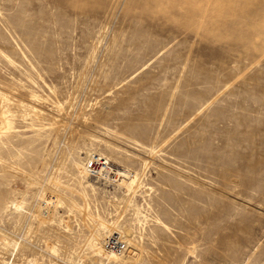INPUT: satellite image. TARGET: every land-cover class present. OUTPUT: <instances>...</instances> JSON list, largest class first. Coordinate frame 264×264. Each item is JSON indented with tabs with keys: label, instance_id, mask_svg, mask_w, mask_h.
<instances>
[{
	"label": "rangeland",
	"instance_id": "rangeland-1",
	"mask_svg": "<svg viewBox=\"0 0 264 264\" xmlns=\"http://www.w3.org/2000/svg\"><path fill=\"white\" fill-rule=\"evenodd\" d=\"M3 111L0 264H264V0H0Z\"/></svg>",
	"mask_w": 264,
	"mask_h": 264
},
{
	"label": "bare ground",
	"instance_id": "bare-ground-1",
	"mask_svg": "<svg viewBox=\"0 0 264 264\" xmlns=\"http://www.w3.org/2000/svg\"><path fill=\"white\" fill-rule=\"evenodd\" d=\"M2 116H3L4 121L2 122V127L0 129V139H2V137L5 136V134H7L12 128L11 127V121H10L9 115H8V111H3ZM76 167L82 175H88L87 171L85 169V165L83 163L77 162ZM113 173H114V176L123 177L122 183L124 185H126L128 190L133 189V186L137 180V175H135V174L130 175L129 172L124 173V172H121L119 170H116V171L113 170ZM42 200H43V202H45L47 204H52V205L60 202L58 197L56 198L55 196L50 198V197H46L43 195ZM13 206L17 209L21 208L20 205L17 203H14ZM102 230H103V232H105V231L111 232V233L113 232V229L108 228L106 225H103ZM130 231L131 230L129 228H126V227L122 230V232L125 233L126 235H129ZM115 235H117V237L120 240H123L121 238L120 234L116 233ZM100 239H101V237L97 238L96 240H92V246H93V249L96 251V254L98 256H101L107 260V264H109V263H114V264H123L124 263V264H126L129 262H133L134 257L132 255H124V254L115 253L112 251H107L105 246H103L100 243Z\"/></svg>",
	"mask_w": 264,
	"mask_h": 264
},
{
	"label": "built area",
	"instance_id": "built-area-1",
	"mask_svg": "<svg viewBox=\"0 0 264 264\" xmlns=\"http://www.w3.org/2000/svg\"><path fill=\"white\" fill-rule=\"evenodd\" d=\"M84 165L90 178L105 179L114 175L110 162L99 154L90 155ZM105 248L107 251L115 253H126L128 251L127 243L114 235L107 238Z\"/></svg>",
	"mask_w": 264,
	"mask_h": 264
}]
</instances>
